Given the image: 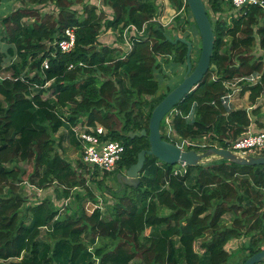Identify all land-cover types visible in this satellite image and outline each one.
Returning a JSON list of instances; mask_svg holds the SVG:
<instances>
[{"label":"trees","instance_id":"16d2710c","mask_svg":"<svg viewBox=\"0 0 264 264\" xmlns=\"http://www.w3.org/2000/svg\"><path fill=\"white\" fill-rule=\"evenodd\" d=\"M19 1L15 10L0 11V73L10 74L0 78V264H243L262 250L264 165L217 159L175 175L176 165L151 155L138 187L113 188L97 180L98 171L89 180L90 168L83 161L75 166L63 154L65 140L80 148L70 127L81 120L101 124L106 138L124 144L114 174L150 148L148 136L130 132H149L153 109L187 70V45L168 39L182 33L191 40L196 28L199 32L187 0L185 5V0H169L177 11L172 33L158 19L163 12L159 0H103L110 14L87 0ZM48 2L57 13L35 7ZM206 5L215 32L211 65L216 68L211 66L168 115L172 135H207L227 148L253 119L246 109L222 103L228 91L225 81L262 73L261 82L242 93L250 90L251 103L264 94V13L247 6L228 21L220 0ZM192 18L197 27L187 29ZM130 24L139 29L145 25L146 33L133 37L128 54L100 40L103 30H123ZM67 27L76 28L77 41L63 52L53 42ZM258 41L262 54L257 58L252 50ZM160 56L166 57L169 72ZM156 73L164 80L176 73V80L161 85ZM47 81L52 82L42 88ZM252 113L259 115L260 108ZM163 138L172 141L164 133ZM24 162L30 169L20 165ZM91 181L106 187L113 198L106 212L96 202L89 211L83 202L86 196L96 197ZM25 182L38 189L57 186L59 198L74 197L76 210L60 209L51 198L28 205ZM77 188L86 194H73ZM226 214L232 219L223 223ZM243 237L240 258L232 262L226 246ZM199 240L202 255L195 247Z\"/></svg>","mask_w":264,"mask_h":264},{"label":"built area","instance_id":"2783aa9c","mask_svg":"<svg viewBox=\"0 0 264 264\" xmlns=\"http://www.w3.org/2000/svg\"><path fill=\"white\" fill-rule=\"evenodd\" d=\"M169 0H162V3L158 1V3L167 5ZM222 2V7L224 11L222 13L223 17H225L228 21H231L233 17H238L241 13L240 10L247 6H255L258 7L264 13V0H220ZM2 2V0H0ZM101 5L96 4L99 8H104L103 0H100ZM186 4V0L184 5ZM17 8V7H16ZM14 8V10L16 9ZM184 7L181 11H183ZM237 11V12H235ZM245 13V12H244ZM230 14V15H229ZM228 16V17H227ZM30 21H34L33 19H29ZM28 20V21H29ZM154 20H157L154 18ZM173 20V19H172ZM164 25V23H162ZM165 26V25H164ZM106 30V29H105ZM108 33L111 35L112 40L108 43L114 47H117L123 51L124 54H128L133 47V37L138 35H143L146 33V26L144 25L142 29H139L136 25L130 24L125 27L123 30L120 29H107ZM102 34V32H101ZM101 40V39H100ZM77 41L76 36V28L75 27H67L64 29L60 38H56L53 42L54 46H58L61 51L68 52L72 50ZM103 43V42H102ZM255 50H260L259 41L254 46ZM258 48V49H257ZM262 51V50H261ZM262 54L259 53L256 57L258 58ZM124 57V56H123ZM166 57L160 56L159 61L164 66L165 71L169 72L170 67L166 65L164 62ZM80 65H83L80 63ZM43 66L45 68L49 67L48 61L43 62ZM74 65H70L69 69H72ZM6 77H10L9 73H0V78L4 79ZM262 79V73L259 74H251L247 76H236L231 79H227L225 81V87L228 91L221 96V100L223 104L228 106H233L237 109H246L250 114V110L252 111L255 108H260L258 119L260 124H262L261 128L257 130H252L250 125L243 131L231 144L230 148L234 151H238L245 155H264V94H262L256 103H251L249 101L250 90L248 89L245 93H242L244 87H251L260 83ZM52 81H47L41 85L42 88H46ZM169 116V115H168ZM166 116V117H168ZM165 117V118H166ZM252 117V116H251ZM256 120V119H255ZM71 131H73L76 140L80 146V152L82 154L81 158L84 164H86L90 169V172L86 173L89 180L93 174L97 173H113L117 170L118 163L123 155L125 150L124 144L118 140H111L106 138L107 129L101 124L90 125L86 120H81L77 124L70 127ZM172 130V128H171ZM171 133V131H170ZM202 138H190L184 139V141H188L186 146H182L177 142H174L178 146H180L183 150H188L191 146V149H195L198 152L203 151L205 148L210 146H217L215 144L205 145L201 144L199 141ZM187 165L181 164L177 166L174 170V174L177 175L179 173L186 172ZM98 178V176H97ZM26 184L33 187L28 182ZM69 199V198H67ZM96 207V205H94ZM99 206V204L97 205Z\"/></svg>","mask_w":264,"mask_h":264},{"label":"water","instance_id":"95a60500","mask_svg":"<svg viewBox=\"0 0 264 264\" xmlns=\"http://www.w3.org/2000/svg\"><path fill=\"white\" fill-rule=\"evenodd\" d=\"M187 2L201 36V52L198 61L195 65L192 62L193 41L188 39L187 35H175L174 38L168 36V39L173 43L181 41L187 45V70L183 79L153 109L149 122V132L145 128L140 132H130L133 136H148L150 148L142 149L138 153L136 163L117 173L118 183L122 187L125 185L138 187L147 156L151 155L171 165L196 166L217 159H226L243 165H264V155H245L230 148L217 146L207 147L200 152L195 149L183 150L174 142L163 138L161 124L165 117L186 94L198 86L211 66L216 68L215 65H211L215 32L206 2L205 0H187ZM160 26L161 24L158 25V27ZM156 77L159 79V84H162L164 81L163 74L156 73ZM252 112L251 109L250 114L255 121L256 115H253ZM263 261L264 248L248 257L243 264H259Z\"/></svg>","mask_w":264,"mask_h":264},{"label":"rangeland","instance_id":"374dc122","mask_svg":"<svg viewBox=\"0 0 264 264\" xmlns=\"http://www.w3.org/2000/svg\"><path fill=\"white\" fill-rule=\"evenodd\" d=\"M88 2H91V3H96V4H99L101 5V2L100 0H87ZM206 2L208 0H205ZM160 3H162V0H159ZM168 3V1H167ZM21 5V2L19 0H10L8 2H5L2 0V2H0V11H7V10H13L14 8H18L20 7ZM102 6V5H101ZM35 7L37 8H40L41 11L43 13H52L53 11L55 13H57V8L55 7V5L53 3H44V4H40V5H36ZM75 8L79 9V10H83L82 9V6L81 5H76ZM105 10V12L107 14H110V12L112 13L110 7H108L107 5L104 4V8H102ZM163 9V12L160 14L161 16L158 17L159 21L161 23H165L167 22L169 19H171V25L170 26H165V29L166 31H169L170 33L171 30H172V23L174 24V17L177 13V11L171 6L170 2L166 5H163L162 7ZM237 12V11H235ZM182 14L183 16H188L187 14V10H184L182 11ZM210 14L211 16H215V13L210 10ZM230 15V14H229ZM228 17V16H227ZM173 19V20H172ZM1 26V24H0ZM185 27L187 29H193V27H197L195 22H194V19L192 18L190 23L189 24H186ZM186 30V29H185ZM196 31L197 33H191L190 34V37H191V40L193 41V50H192V62L195 64L199 58V55H200V48H201V36H200V33L198 32L197 28H196ZM180 36H184V34L182 33H178ZM171 36L173 37V34H171ZM100 39L102 42H110L112 40V37L111 35L108 33V30H103L102 31V34L100 36ZM258 49V48H257ZM252 52L255 54V55H258L259 53H261V49L260 50H252ZM183 72V70H182ZM181 71H179V75L177 73V77L181 76ZM176 73L173 74V76H170L172 77V79H168V80H164L163 83L161 85H165L166 83H168V81H172L174 82L176 79H175V76ZM182 79V78H181ZM181 79L178 80L181 81ZM167 81V82H166ZM176 82V83H178ZM168 116V115H167ZM171 120H172V116H168L164 119L163 123L161 124V127L163 126V132L162 134L164 133V135H167L171 138L172 141L174 142H177L179 143L180 145L182 146H186L188 144V141H184L183 138H181L179 135H172L170 133L171 131ZM202 139L199 141L201 144H205V145H210V144H215L217 143L216 145H219L217 141H213L211 140L207 135L206 136H203L201 137ZM63 150H64V156L70 160L75 166H78V162L79 161H82V154L80 152V149L78 146H76L75 144L71 143L70 141H63ZM20 165L24 168V169H30V166H29V163H20ZM181 164H176V166H180ZM175 166V167H176ZM79 171H81L80 168H78ZM97 180H101L104 182V186L108 187H117L118 186V180H117V174H107V175H104V173H100L98 174V178ZM91 183V187H92V190L93 192L95 193L96 197L94 200H90V198L88 196L85 197V199L83 200V202H86V206L89 207V211L95 207L94 204L95 202L99 204V206L103 207L104 211L106 212V206L108 204H112L113 203V198L111 196L110 193H108V189L106 187H104L103 189H100V188H97V183L95 182H90ZM35 189L34 187L24 183L23 184V191H24V195L27 199V204H31V203H36L38 202L39 200H42V199H46V198H51V200L54 202L55 206L60 208V209H65V210H69V212H72L74 210H76V207L78 205V203L75 201L74 197L71 196L69 199L65 198V197H62V198H59L57 196V186H53V187H50V188H47V189H44L42 192H40L39 190ZM75 192L77 193H80L82 195L86 194V190L84 188H77L73 194H75ZM64 210V211H65ZM62 211V212H64ZM164 211L165 212H168V209L164 208ZM108 215V213L106 214ZM232 219V216L230 214H226L224 215L223 217V220L222 222L225 223V222H230V220ZM43 234H45V229H43L42 231ZM156 234H159V232L155 231ZM91 238V235H87L86 236V239L87 240H90ZM246 239L243 237L241 239H232L230 243L227 244V249L229 250V252H231V258H232V262L238 260L237 256H238V253L241 251V245L243 244V242L245 241ZM201 242L200 240L198 242H196L195 244V247H196V250L199 251V253L202 255L203 254V248L200 246ZM240 258V256H238ZM135 262H140L139 259H137ZM229 264H233V263H229ZM259 264H264V261L259 263Z\"/></svg>","mask_w":264,"mask_h":264},{"label":"crops","instance_id":"0c3cea01","mask_svg":"<svg viewBox=\"0 0 264 264\" xmlns=\"http://www.w3.org/2000/svg\"><path fill=\"white\" fill-rule=\"evenodd\" d=\"M164 25L166 26H170L171 25V19H169L167 22H165L164 23ZM103 43H106V42H103ZM259 120L260 119H258V116H257V118H256V120L255 121H253V123L250 125V127H251V129L252 130H257V129H259V128H261V126H262V124H260V122H259ZM62 132V130L60 131V132H58L59 134ZM67 141H70V140H67ZM34 188L35 189H37V190H39L40 192H42L44 189H38V188H36V186H34ZM36 190V191H37ZM57 192V191H56ZM57 194V193H56ZM33 203H31V205H32ZM231 242V241H230ZM229 242V243H230Z\"/></svg>","mask_w":264,"mask_h":264},{"label":"flooded vegetation","instance_id":"af4514ba","mask_svg":"<svg viewBox=\"0 0 264 264\" xmlns=\"http://www.w3.org/2000/svg\"><path fill=\"white\" fill-rule=\"evenodd\" d=\"M178 35H179V34H178ZM193 47H194V45H193ZM197 61H198V60H197ZM196 63H197V62H196ZM196 63H195V64H196ZM193 64H194V63H193ZM195 64H194V65H195Z\"/></svg>","mask_w":264,"mask_h":264}]
</instances>
